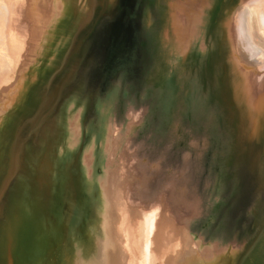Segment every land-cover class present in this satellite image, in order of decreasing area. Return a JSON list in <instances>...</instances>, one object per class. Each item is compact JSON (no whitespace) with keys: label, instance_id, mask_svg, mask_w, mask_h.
I'll use <instances>...</instances> for the list:
<instances>
[{"label":"rangeland","instance_id":"1","mask_svg":"<svg viewBox=\"0 0 264 264\" xmlns=\"http://www.w3.org/2000/svg\"><path fill=\"white\" fill-rule=\"evenodd\" d=\"M253 1L0 0V264L14 255L21 264H236L247 249L242 264H264L262 136L240 129L247 117L235 111L251 99L264 105V63L243 34ZM232 4L222 24L218 5ZM94 6L101 16L79 59L84 80L36 145L25 144L12 185L6 122ZM252 14L250 38L264 51ZM216 29L228 40L233 98L184 56L214 45ZM227 99L234 107L221 126L215 101Z\"/></svg>","mask_w":264,"mask_h":264},{"label":"water","instance_id":"2","mask_svg":"<svg viewBox=\"0 0 264 264\" xmlns=\"http://www.w3.org/2000/svg\"><path fill=\"white\" fill-rule=\"evenodd\" d=\"M96 7H91L88 10L86 17H84L72 31L71 40L69 42L70 45H68L65 51L59 56L55 65L44 71L43 75L25 91L26 95L23 101L17 107L16 112L13 113L11 118L6 122L11 123L9 131H6L7 137L4 138V140L9 143L7 155L10 160L7 165V171L9 168V172H12L13 179H11L10 183L12 185L17 177V172L22 167L23 160L27 157L24 155L25 144L27 143L28 146L30 143L36 145L33 139L37 138L38 133L43 131L46 124L54 121L62 102L71 98L84 80V75L86 73L81 67V64L84 63L79 59L82 57L86 58L87 46L94 41L93 39L97 32L95 24L98 22L101 13L96 15V10L94 9ZM233 7V4L218 5L220 17L224 16L225 12L227 10L229 11V9L231 10ZM217 25L218 19H216L214 23L215 27ZM209 85H211V83ZM222 101V103L215 101L223 107V111L220 109V113L222 114L220 121L221 126H223V117L226 122V116L230 114L231 117L232 115L229 113V110H232L229 106L230 103L228 104V101L226 102L225 100ZM225 128H227V126ZM259 136H262L259 145L264 154V128H262ZM18 167L20 168L18 169ZM247 250L239 256L236 264L246 262L249 253Z\"/></svg>","mask_w":264,"mask_h":264},{"label":"bare ground","instance_id":"3","mask_svg":"<svg viewBox=\"0 0 264 264\" xmlns=\"http://www.w3.org/2000/svg\"><path fill=\"white\" fill-rule=\"evenodd\" d=\"M255 1L256 0H254L249 6H247L242 11L243 34H244V37L246 39V41H245L246 42V46H247L249 52L251 53L252 57L254 56L255 58L261 60L264 63V51H262L256 44H254L252 42V40L250 38V34H249L250 33L249 32V29H250V27H249V18H250V16H251L252 13H255L257 15V18L259 20L260 26L262 28H264V5H262L258 1H256V2ZM259 1H261V0H259ZM211 10L212 9H209L207 11V13H209L207 15L208 17L210 15V11ZM226 16H227V14H226ZM226 16H225V18H226ZM220 20L222 21V24H224V16L221 17ZM228 24H229V22H228ZM206 27H207V24H206V26H204V27L201 28V29H203V33L206 32ZM203 33H201V34L199 33V36L202 37L203 36ZM214 35H215V39H214L215 40V44L214 45L213 44L212 45L210 44V47L212 49H213V47H214V49L216 47V51H214V53H206V52H208V49H210V47L208 48L209 44L207 43V45L204 44V47L203 48L201 47V51H198V53H195L194 52V50H196V48L195 49L192 48L193 46L191 45L190 48H192V49H189L188 52H187V54H185L184 56H186V58L187 57H190L191 59L198 60L197 63L198 64H201L202 69H203V66L205 65L207 67V74L209 76V82L213 83L214 82V79H215L217 81L216 85H219V89L226 96L233 98L235 95H234V92H232V77H231V75L229 77V73L226 71V66H225V61H224V59L226 58L227 54H229V51H228L229 50V46H228V42H227L228 40L226 41V40L223 39V35H222V33H219L218 29H216V31L214 32ZM210 38L212 40V36L211 35H210ZM214 40H212V41L214 42ZM209 42H211V41H209ZM238 61H239V63H240L241 66H243V67L245 66L246 67V63L243 64V62H242L241 59L238 60ZM251 70H253V69H251ZM253 71H257V70L255 69ZM261 74L263 75L264 74V71H262ZM187 87H188L187 85H184L183 86V89L185 90ZM227 100L230 103V106L233 108L234 106L232 105L231 99H227ZM242 101H243V103L248 102L246 98H242ZM180 103L182 104L183 108L186 107L187 112H189L191 109H193L194 107H196V110H193V112L196 113L195 115H197V117L200 115V117L197 118L198 120L202 121V119L204 117L205 118L207 117L210 120V127H211L212 121H213V125H215V121L213 119L214 116H211V113L209 111H204L203 109L201 111L200 108H199V106H197V105L195 106L194 104L192 105V103H190V105H189V102H188V100H187L186 97L185 98L182 97ZM246 104H248V103H246ZM260 110H262V118H261ZM235 111H245V114H246V117L247 118L248 117H253V116H255L256 118H260L259 125H257L256 127L252 126L248 122V119L247 118L246 119H242L241 122H240V129L246 130V131L253 130V131H257V132L260 133L261 130H262V128H264V125H263V121H264V118H263L264 117V105L263 104H262V107L258 103L256 105H254V102H252V99H251L250 102H249V104H248V106H247V109L246 110H244L241 107L239 110L236 108ZM205 112L209 113L210 115L207 114V113H205ZM203 113H205L206 116L203 115ZM262 134H263V132H262ZM103 201L101 200V202H103ZM114 203H115V201H114ZM105 204H107V203H105ZM112 207H115V206H112ZM107 214H110V216L112 217V221L114 220L115 223H116L117 210L116 211H110L109 210L107 212ZM124 217H125V215H124ZM125 219L128 220L127 218H125ZM105 221H106V219H105ZM117 223H118V221H117ZM120 224H122V222ZM4 225H5V223H4ZM121 226H123V225H121ZM118 229H120V228H118ZM124 229H125V227H124ZM121 230H123V229H121ZM124 235H126V233ZM38 241H39V239H38ZM39 244H40V241H39ZM1 246H3V245H1ZM124 247H125V245H124ZM3 253H4V251H3ZM11 264H21V263L16 260V257L14 255L13 258H12V263Z\"/></svg>","mask_w":264,"mask_h":264}]
</instances>
